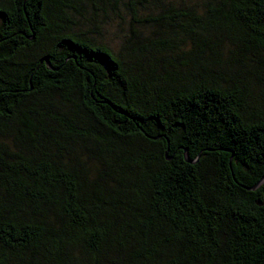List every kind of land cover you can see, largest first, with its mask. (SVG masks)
I'll return each mask as SVG.
<instances>
[{
    "label": "trees",
    "instance_id": "obj_1",
    "mask_svg": "<svg viewBox=\"0 0 264 264\" xmlns=\"http://www.w3.org/2000/svg\"><path fill=\"white\" fill-rule=\"evenodd\" d=\"M110 1L0 0V264H264V0Z\"/></svg>",
    "mask_w": 264,
    "mask_h": 264
},
{
    "label": "rangeland",
    "instance_id": "obj_2",
    "mask_svg": "<svg viewBox=\"0 0 264 264\" xmlns=\"http://www.w3.org/2000/svg\"><path fill=\"white\" fill-rule=\"evenodd\" d=\"M155 0H146L148 11L158 12L160 8L152 3ZM166 8L174 5L175 8H186L194 6L201 9L207 0H161ZM100 10L92 7L91 4H84L81 7V14L75 11L70 12L71 19L76 23L75 27L81 31L92 34L101 43L110 46L114 52H121L123 40L131 35L132 12L126 6L125 0H111L107 3L99 2ZM74 23V24H75ZM139 29H142L139 27Z\"/></svg>",
    "mask_w": 264,
    "mask_h": 264
}]
</instances>
